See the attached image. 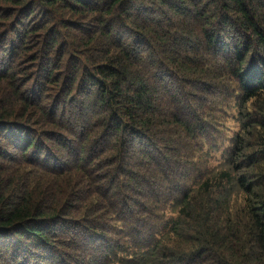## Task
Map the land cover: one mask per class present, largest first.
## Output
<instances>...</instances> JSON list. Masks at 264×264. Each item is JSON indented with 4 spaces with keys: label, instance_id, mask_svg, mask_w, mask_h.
Listing matches in <instances>:
<instances>
[{
    "label": "trees",
    "instance_id": "trees-1",
    "mask_svg": "<svg viewBox=\"0 0 264 264\" xmlns=\"http://www.w3.org/2000/svg\"><path fill=\"white\" fill-rule=\"evenodd\" d=\"M229 87L240 128L227 161L184 187L197 164L157 139L218 141L221 126L202 128L191 104ZM69 104L72 118L87 106L97 118L77 129ZM76 138V158L58 165ZM131 145L146 149L151 178L136 171L143 159L125 160ZM162 201L181 214L169 231L134 258L121 251L115 224L158 220L146 211ZM185 224L190 249L164 240ZM113 262L264 264V0H0V264Z\"/></svg>",
    "mask_w": 264,
    "mask_h": 264
},
{
    "label": "rangeland",
    "instance_id": "rangeland-1",
    "mask_svg": "<svg viewBox=\"0 0 264 264\" xmlns=\"http://www.w3.org/2000/svg\"><path fill=\"white\" fill-rule=\"evenodd\" d=\"M191 42H197V39L192 37ZM221 53L222 55H224V52H221ZM214 61L216 64L213 65L211 63L209 68L212 69L213 68L212 66H214V70H217L218 67L216 65L219 64L221 66V64L220 62L217 61V59H214ZM207 63H209V61ZM189 81L190 80L184 81V85H182L183 87L182 89L185 90L183 92L184 94L186 93L185 95L186 97H187V94L191 92V88H192L191 86L192 84L189 83ZM212 94L213 93H209L205 96L203 95L204 96L203 101L207 100V102L203 103V106H200L201 102H198V101L193 102L194 104H191V105L197 106L199 104L197 106V110H198V107L203 109V114H200L198 116V118L200 119L199 121L203 123L202 128L208 129L214 125L221 126L220 129L218 128L221 134V137L217 139L218 141H213L211 138L214 131H211L210 135H208L207 137H204V138L199 137L193 140V144L195 145L194 149L190 146L191 140L190 138H188V135L183 133L181 130L179 131L172 130V132L176 134L175 136H167V134H165L157 139L158 144L165 143L170 138L176 139L177 140L176 146L175 147L171 146L170 149L168 150L169 152L171 151L170 152L171 155L172 153L176 152L177 160L187 159L186 160L187 163L197 164L196 167H192V165L187 166L188 170H186L183 174H181L180 177L177 179L181 181V184L184 187L186 185H189L190 183H197L201 179H205L209 174H211V172H216L220 170L222 166H224L225 162L227 161V157H228L227 151L230 149V147H232V140L235 134L238 133L239 128H240L238 110L236 107L237 105L236 96L234 95V91L231 89V87H229L228 90H224L221 94L217 95L216 97L215 96L212 97L211 96ZM165 105L166 104L164 103V107L161 106V108L163 109V112L165 114L167 112L170 114V111L166 109ZM66 107H68V110L64 112L63 114L68 117V120L71 123H74L76 122V120L78 121L79 119V124L78 122L76 123L77 129L78 127L80 129L81 128L83 129L84 123H86L89 120V118L93 120L97 118V116H95L96 114L94 113L95 107L87 106L83 115L78 116L77 114L73 118L69 115L70 109H72V105L69 104V105H66ZM193 115L196 116L194 108H192V112L190 113L189 116L193 118ZM198 131L199 130L196 128L195 132L197 133ZM202 132L203 131H199L198 134L200 135ZM112 136L114 135L112 134ZM78 140H79L78 138L73 139L72 141L73 152L71 153L69 151L67 152L64 151L63 154L59 157L61 162L58 161L59 162L58 165L64 166V164L73 162V160L76 158L75 152L78 151ZM166 146H167V143H165V147ZM161 150H162L161 152L163 155L168 154L166 153L167 152L166 149H161ZM145 151L146 149H144V151H141L139 150L137 146L131 145L130 152L127 154L125 160H127L128 163L131 162L132 164H130V166L132 167L133 162L138 160V158L143 159L144 162L142 161V165L137 170H136V166H133V167H135V170L138 171L139 174H142V176H145V177L147 176L151 178V174L148 171V166L146 165ZM149 151H151V149H149ZM55 163L56 162H54V164ZM144 180L145 179L142 178V180H140L139 182V180L137 179L135 181L136 182L138 181V184L130 182V186H135V188H137V186ZM173 180L174 178H171L169 183H171ZM163 190H164L163 194L168 193V191L166 190V187ZM179 190H182V189H179ZM176 195H179V193H177ZM135 197L139 198L140 201L144 200L143 197H139L137 195H133L134 199L132 200H136ZM170 201L168 203L165 201H162L161 203L157 204L155 206V209L152 212L146 211L149 217H152L153 215H158L159 217H161L158 220L153 219L147 222L142 221L140 223L139 222L132 223L129 220V218L126 217V220L124 222L116 223L114 229L117 232L122 231V234L120 236H123L125 234V237H126L127 235H130L131 233L134 234L135 232L141 235V238L134 239L133 241L125 243L124 245H122V242L125 239V237L122 238L119 242H115L121 245L120 250L130 253L131 257L134 258L135 256L134 254L138 253L139 248L145 243L149 233H151L152 231H158L159 233L161 232L167 233L169 229L171 228V225L168 223L169 219L173 216L177 217L180 214L179 209L178 208L174 209L173 206L170 204ZM137 203L139 202L130 201V205L134 208L135 212H136L135 209L138 208ZM195 203L196 202L194 201L190 205L194 206ZM239 203H240V198L237 197L236 204H239ZM150 204L151 202H149L147 205H150ZM185 232L189 234L186 224L182 228L178 227L175 233L170 232L169 236L164 240H166L167 242L170 239L173 240L175 236H179L180 240L178 239V242L182 243L181 245L182 247H178V248L182 250L190 249L189 247L190 241L187 239V237L183 236ZM99 245H102V242H100ZM104 246L106 247L109 246V243H106ZM175 250H177V248ZM98 251L99 249L98 250L96 249L95 255H98ZM112 264H122V263L113 262Z\"/></svg>",
    "mask_w": 264,
    "mask_h": 264
}]
</instances>
